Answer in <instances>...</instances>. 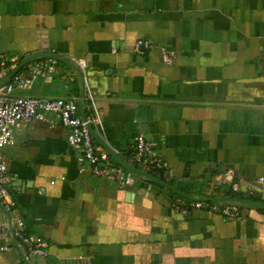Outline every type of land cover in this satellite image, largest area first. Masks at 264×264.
Instances as JSON below:
<instances>
[{
    "label": "crops",
    "instance_id": "1",
    "mask_svg": "<svg viewBox=\"0 0 264 264\" xmlns=\"http://www.w3.org/2000/svg\"><path fill=\"white\" fill-rule=\"evenodd\" d=\"M139 39L152 48L135 50ZM0 53L23 67L34 55L84 60V75L59 62L14 94L74 100L87 117L84 76L101 113L96 143L128 157L142 134L169 165L167 187L137 177L118 189L79 172L59 121L18 124L0 149L10 218L48 242L27 264H264V0H0ZM225 168L237 192L214 188ZM175 191L238 200L240 215L182 216ZM23 254L0 238V264H26Z\"/></svg>",
    "mask_w": 264,
    "mask_h": 264
},
{
    "label": "built area",
    "instance_id": "2",
    "mask_svg": "<svg viewBox=\"0 0 264 264\" xmlns=\"http://www.w3.org/2000/svg\"><path fill=\"white\" fill-rule=\"evenodd\" d=\"M152 46L150 41L139 39L135 42L134 48L150 49ZM174 58L173 51L162 50L163 63L171 64ZM64 61H69L75 72L84 75L86 62L75 57H68L65 60L58 56L34 55L25 61L26 65L23 67L16 57L0 53V80L9 74L7 83L0 87V149L13 143V130L18 124L37 121L53 128L57 120L68 130L67 142L77 153L76 162L81 174L86 173L103 179L118 189L134 186L137 177L167 182L170 179L169 165L144 135L140 134L134 138L133 149L128 157L116 155L120 162L112 160L107 150L96 143L92 135V125L102 130L101 113L96 105V97L84 76L83 96L90 111L89 116L84 118L79 116L78 105L74 100L14 94L15 88L25 90L31 88L38 80L47 82L55 73L57 64ZM126 167L145 173L152 179L137 176ZM6 169L0 156V209L7 215L0 223V238L11 236L16 247L23 248V259L26 261L27 257L45 258L48 255V242L41 236L27 233L22 218L15 220L10 218V211L16 207V201L8 188ZM234 176L235 171L232 168H225L221 176L213 182L214 188L228 185L232 192H237L238 186L233 182ZM210 198L211 194L186 196L174 194L170 200V208L182 216H188L197 210L209 211L224 220H232L240 215V205L237 202L217 203L210 201ZM1 249L7 247L3 246Z\"/></svg>",
    "mask_w": 264,
    "mask_h": 264
},
{
    "label": "water",
    "instance_id": "3",
    "mask_svg": "<svg viewBox=\"0 0 264 264\" xmlns=\"http://www.w3.org/2000/svg\"><path fill=\"white\" fill-rule=\"evenodd\" d=\"M84 118V117H83ZM107 152H108V150H107ZM109 153V152H108ZM110 154V153H109ZM110 157H112V159L115 161V162H120V160L118 159V157L117 156H113L112 154L110 155ZM126 169H128L129 171H131L133 174H135V175H137V176H141V177H147V178H150V179H152L149 175H147V174H145V173H141V172H139L138 170H136V169H134V168H130V167H126ZM152 181L153 182H155V183H157V184H159V185H161V186H164V187H167L166 185H163V184H161L159 181H157V180H153L152 179ZM176 193H177V195H180V196H186L185 194H183V193H178L177 191H175ZM226 200H228V198H224V199H212L211 201H214V202H217V201H226ZM235 201H238V200H235ZM247 204H250L249 202H246ZM16 246V245H15ZM25 263L27 264V261L25 260Z\"/></svg>",
    "mask_w": 264,
    "mask_h": 264
}]
</instances>
